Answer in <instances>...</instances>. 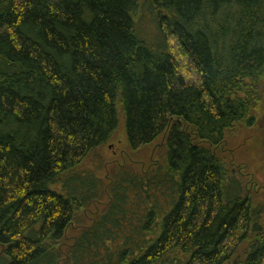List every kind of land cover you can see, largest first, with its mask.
I'll list each match as a JSON object with an SVG mask.
<instances>
[{"label":"trees","instance_id":"trees-1","mask_svg":"<svg viewBox=\"0 0 264 264\" xmlns=\"http://www.w3.org/2000/svg\"><path fill=\"white\" fill-rule=\"evenodd\" d=\"M263 78L264 0H0V264H264Z\"/></svg>","mask_w":264,"mask_h":264},{"label":"rangeland","instance_id":"rangeland-1","mask_svg":"<svg viewBox=\"0 0 264 264\" xmlns=\"http://www.w3.org/2000/svg\"><path fill=\"white\" fill-rule=\"evenodd\" d=\"M258 89L261 93V106L257 113L256 124L253 128L234 129L227 135L221 147L223 148L222 153L228 163H231L233 169L236 170L238 164H244L247 168L245 172L254 175L256 186H252L249 177H245L244 182L245 184L249 182L250 195L254 194L255 200L264 203V78ZM162 145L163 140L155 146L143 149L141 154L132 155L127 148L128 145L123 134H119L105 149L104 165L100 175L105 183L108 182L112 175L111 169L119 165L120 162L126 163L127 161L142 171L148 167L151 160L157 159V150ZM106 200L104 198L102 202L105 203Z\"/></svg>","mask_w":264,"mask_h":264},{"label":"flooded vegetation","instance_id":"flooded-vegetation-1","mask_svg":"<svg viewBox=\"0 0 264 264\" xmlns=\"http://www.w3.org/2000/svg\"><path fill=\"white\" fill-rule=\"evenodd\" d=\"M240 165H236V167H238L236 170H237V172L241 175V176H243V177H249L250 179H249V182L251 183L252 182V186H256V184H255V181H254V175L253 174H251L250 172L249 173H246L245 171H247L246 169V167L244 168V166H242V167H239ZM249 182L247 183V187L249 188Z\"/></svg>","mask_w":264,"mask_h":264}]
</instances>
